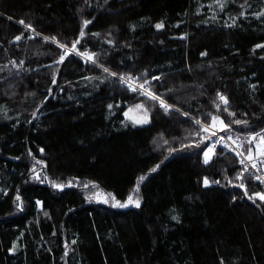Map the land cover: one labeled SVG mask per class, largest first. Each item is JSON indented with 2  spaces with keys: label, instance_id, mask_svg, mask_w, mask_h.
Listing matches in <instances>:
<instances>
[{
  "label": "trees",
  "instance_id": "1",
  "mask_svg": "<svg viewBox=\"0 0 264 264\" xmlns=\"http://www.w3.org/2000/svg\"><path fill=\"white\" fill-rule=\"evenodd\" d=\"M197 120L264 133V0H0V264H264V187Z\"/></svg>",
  "mask_w": 264,
  "mask_h": 264
},
{
  "label": "rangeland",
  "instance_id": "2",
  "mask_svg": "<svg viewBox=\"0 0 264 264\" xmlns=\"http://www.w3.org/2000/svg\"><path fill=\"white\" fill-rule=\"evenodd\" d=\"M85 28V24L83 21V29ZM126 117L129 118L135 125H142L147 124L150 121L147 109L142 104H134L132 107L127 109ZM216 120V119H215ZM216 127H221L219 120L216 121ZM226 136H228L233 142L236 144L242 145V151L247 155L251 149H255L257 153H264V133L259 134H250L248 136L240 135L237 133H233L232 131L224 130ZM255 145V146H254ZM211 155V151L208 149L205 151V157L209 158ZM94 198L100 202L106 204H113L119 208H126L130 206H136L140 204V200H134L131 198V201H118L113 199L107 192L105 191H98ZM120 205H124L121 207Z\"/></svg>",
  "mask_w": 264,
  "mask_h": 264
},
{
  "label": "built area",
  "instance_id": "3",
  "mask_svg": "<svg viewBox=\"0 0 264 264\" xmlns=\"http://www.w3.org/2000/svg\"><path fill=\"white\" fill-rule=\"evenodd\" d=\"M121 80L124 85H126L130 90L138 92L139 94H147L149 93L148 81L139 80L136 77H132L129 75H121ZM140 85H144V87H140ZM199 124L203 125L206 128H209L215 133V138L210 142L209 148L212 150L217 143H223L229 147H232L236 152H238L241 156V161L245 167L250 171V173L254 176V178L264 187V155H259L256 157H247L243 153L240 152L239 146H237L225 133L219 131L214 126L208 125L201 120ZM259 177V179H257Z\"/></svg>",
  "mask_w": 264,
  "mask_h": 264
},
{
  "label": "snow or ice",
  "instance_id": "4",
  "mask_svg": "<svg viewBox=\"0 0 264 264\" xmlns=\"http://www.w3.org/2000/svg\"><path fill=\"white\" fill-rule=\"evenodd\" d=\"M21 23H23V22H21ZM89 23V21H85L84 22V24H85V26L87 25ZM162 25H157V27H161ZM81 35H83V31L81 32ZM17 39H19V37H17ZM45 39H47V38H45ZM54 39V38H53ZM77 43H78V41H77ZM61 47H63V45H61ZM73 48H75V44L73 45ZM63 56L61 57V60H63ZM105 71H108L107 69H104ZM113 75H115V73H113ZM140 87H144V85H140ZM148 95H152L150 92L149 93H147ZM153 99H157V97H155V96H153L152 97ZM219 99L224 103V104H227V99L224 97V96H220L219 97ZM161 104H162V106H163V101H161ZM217 107H219V105H217ZM213 120H215V118H213ZM197 123L199 124V121H197ZM237 123H239V122H237ZM204 131H207V129L205 128L204 129ZM207 162V161H206ZM241 163H243V161H241ZM141 180L143 179V177H141L140 178ZM257 179H259V177H257ZM208 183V181H207V179H205V184H207ZM59 187V186H58ZM241 187H243V185H241ZM257 195H260V194H257ZM260 198L261 199H264V195H260ZM17 200H19V197H17ZM129 200L131 201V197H129ZM121 207H123L124 205H120Z\"/></svg>",
  "mask_w": 264,
  "mask_h": 264
},
{
  "label": "water",
  "instance_id": "5",
  "mask_svg": "<svg viewBox=\"0 0 264 264\" xmlns=\"http://www.w3.org/2000/svg\"><path fill=\"white\" fill-rule=\"evenodd\" d=\"M220 94V93H219ZM227 104H228V102H227ZM15 159H17V158H15Z\"/></svg>",
  "mask_w": 264,
  "mask_h": 264
}]
</instances>
